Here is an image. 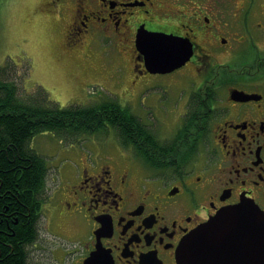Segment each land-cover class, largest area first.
Here are the masks:
<instances>
[{"label":"flooded vegetation","instance_id":"af4514ba","mask_svg":"<svg viewBox=\"0 0 264 264\" xmlns=\"http://www.w3.org/2000/svg\"><path fill=\"white\" fill-rule=\"evenodd\" d=\"M43 7L66 21L64 53L89 61L103 43L123 70L114 95L87 103L116 99L130 112L126 143L108 125L90 140L100 137L105 159L64 173V213L78 242L73 264H186L184 242L222 209L247 202L264 213V0H44ZM166 51L168 71H156ZM180 51L191 55L174 66ZM228 251L218 264L250 261Z\"/></svg>","mask_w":264,"mask_h":264},{"label":"rangeland","instance_id":"374dc122","mask_svg":"<svg viewBox=\"0 0 264 264\" xmlns=\"http://www.w3.org/2000/svg\"><path fill=\"white\" fill-rule=\"evenodd\" d=\"M43 1L0 0V78L16 82L24 100L30 95L32 100L43 99L46 90L62 107L83 105L98 95H114L123 70L113 65L109 46L96 45L89 61L64 53L60 43L66 21L44 9ZM183 95L181 92L179 97ZM35 137L33 149L53 172L45 194L49 198L43 200L39 244L31 249L30 264H72L69 257L74 255L77 243L69 236L73 228L64 213V173L70 167L78 170L81 160L92 163L99 155L105 159L104 151L97 147L100 137L94 136V141L88 136L75 140L64 137L62 141L53 133Z\"/></svg>","mask_w":264,"mask_h":264},{"label":"trees","instance_id":"16d2710c","mask_svg":"<svg viewBox=\"0 0 264 264\" xmlns=\"http://www.w3.org/2000/svg\"><path fill=\"white\" fill-rule=\"evenodd\" d=\"M128 117L129 109L117 101L61 107L45 98L24 100L16 82L0 78V264H30L31 249L39 244L49 167L33 149L34 137L47 132L89 137L111 125L126 143L132 135ZM136 150L145 154L138 145Z\"/></svg>","mask_w":264,"mask_h":264},{"label":"water","instance_id":"95a60500","mask_svg":"<svg viewBox=\"0 0 264 264\" xmlns=\"http://www.w3.org/2000/svg\"><path fill=\"white\" fill-rule=\"evenodd\" d=\"M138 42L140 43L141 39ZM189 52L180 51L176 53L175 55L178 54L179 62L174 64V66H180L185 63L191 55V51ZM168 57V51L161 54L159 59H162V61L156 71H168L165 70L169 66ZM152 72L155 71L153 70ZM259 240H264V213L255 205L242 202L236 206L222 209L215 217L201 225L199 229L186 239L183 247L186 257L185 263L218 264L220 260L217 255L228 248V253H230L231 249L242 250L244 259L250 260L245 264H254V256L260 255L264 260V243H259ZM194 249L198 250L197 258L191 261L190 256L195 254ZM258 249L261 251L259 252ZM248 250L249 255L247 254ZM206 255H211L212 257L208 258Z\"/></svg>","mask_w":264,"mask_h":264},{"label":"bare ground","instance_id":"6f19581e","mask_svg":"<svg viewBox=\"0 0 264 264\" xmlns=\"http://www.w3.org/2000/svg\"><path fill=\"white\" fill-rule=\"evenodd\" d=\"M22 97H23V96H22ZM27 100H28V99H27ZM38 135H39V134H38ZM36 136H37V135H36ZM35 138H36V137H35ZM35 138H34V139H35ZM33 142H34V141H33ZM31 155H32V154H31ZM34 157H35V156H34ZM36 157H37V156H36ZM37 197H38V196H37ZM34 200H35V199H34ZM42 200H43V199H42ZM42 200H41V201H42ZM38 205H39V204H38ZM3 212H4V211H3ZM20 222H21V221H20ZM35 235H37V234H35ZM31 240H32V239H31ZM32 243H33V242H32ZM38 253H39V252H38ZM29 261H30V260H29ZM28 264H29V263H28Z\"/></svg>","mask_w":264,"mask_h":264}]
</instances>
